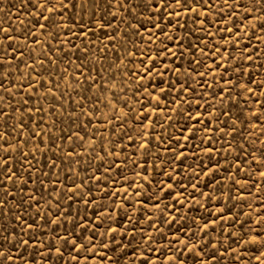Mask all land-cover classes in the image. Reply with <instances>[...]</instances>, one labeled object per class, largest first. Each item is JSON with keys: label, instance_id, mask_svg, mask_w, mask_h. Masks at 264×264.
<instances>
[{"label": "rangeland", "instance_id": "rangeland-1", "mask_svg": "<svg viewBox=\"0 0 264 264\" xmlns=\"http://www.w3.org/2000/svg\"><path fill=\"white\" fill-rule=\"evenodd\" d=\"M211 4V10L201 8L195 14L188 12L187 17L178 9L179 24L184 27H176L175 17L171 24L160 19L164 32L175 37L171 42L154 27L156 17L163 14L145 13L151 20L138 17L144 25L141 40L128 26L131 17L121 21L117 12L113 24L118 27L106 29L109 35L116 33L111 44L88 24L87 17L84 24L93 27L94 34L69 36V44L67 29H53L49 24L41 32L39 25L45 21L34 14V9L40 11L35 0H0V63L4 65L0 68V108L8 113L7 119L0 115V135L10 149L17 148L3 155L20 174L9 184L10 196L15 197L9 199V206L24 200L23 211L13 208L0 220L9 228L16 225L15 233H5L10 240L26 228L14 219L20 214L25 222L35 219L29 235L35 233L41 253H47L39 247L41 240L69 232V239L77 240V249L70 250V244L52 239L47 264H142L141 255L148 264H175L170 256H179L186 264H260L257 257L264 261V247L252 243L254 238L264 240V179L257 171H264V164L256 163L264 152L260 108L264 101V31L252 27L259 23L264 6L254 0H228L227 4L211 0ZM111 11H116L115 3ZM202 11L207 15H201ZM69 16L77 19L71 10L63 18H54L68 21L71 31L78 33ZM226 25L233 29L231 35ZM33 34L38 43L31 42ZM5 35L11 40L6 41ZM150 38L153 42L149 44ZM161 41L175 58L161 54L163 75L154 74L149 83L137 68L140 53L158 50ZM17 45L23 55L16 51ZM61 47L62 52L58 51ZM170 62L173 66L164 72ZM224 65L229 66L227 71ZM209 66L211 71L201 77L199 73ZM6 73L10 74L4 78ZM161 78L187 83V90L180 91L176 85L157 106L151 97L161 95L159 88L166 87H157ZM221 88L226 91L221 93ZM197 112L198 120L194 119ZM252 112L260 117L259 123ZM193 127L195 131L190 132ZM36 132L41 135L35 136ZM145 140L149 143L146 150L139 147ZM206 148L214 151L208 153ZM181 149L186 158L174 162L172 158ZM69 150L74 153L71 157ZM23 151L31 155L24 159ZM29 161L34 170H29ZM53 161L56 166L50 167ZM209 168L215 171L205 176ZM21 180L28 181L23 192ZM29 193L39 205L31 202L28 206ZM57 202L60 209L50 219H58V224L42 228L44 221L35 213L49 205L55 210ZM205 222L209 224L206 232L198 231L205 228ZM192 245L195 248L189 252ZM55 247L62 248L61 258ZM20 253L28 264L33 258L36 264H45L31 246L13 248L12 264H20L15 258Z\"/></svg>", "mask_w": 264, "mask_h": 264}, {"label": "snow or ice", "instance_id": "snow-or-ice-1", "mask_svg": "<svg viewBox=\"0 0 264 264\" xmlns=\"http://www.w3.org/2000/svg\"><path fill=\"white\" fill-rule=\"evenodd\" d=\"M223 2L225 4L228 3V0H223ZM254 2L256 4H260L262 6H264V0H254ZM35 3L38 5L40 11H35L34 9V14L43 19L45 21L44 24H40L39 27L41 29V32H43V30L49 26V24L51 25V27L53 29L55 28H60V29H67L68 30V34L65 36V41L69 44H72V41L68 38L69 36H76V35H81V36H90L94 34V28L91 26H87L84 24V20L85 17H87L88 19V24L89 25H94L96 29H99L100 32H102L105 36L106 39H108L109 44L112 43L113 39L116 36V33L113 32L111 35L108 34V32L106 31V29H115L116 27H118V25L113 24V21H115L117 19V12L120 13V19L121 21H124L125 17H131L130 23L128 26H130L133 29V35L134 36H139L141 40H143V32L142 29L144 28V25L141 23V20L138 17H143L146 18L148 20H151V15L145 16V13H161L163 14L162 16H157L156 17V22L154 24V27L157 29V31L159 32L160 35H163L165 37V40L168 42H171L172 40L175 39V37L168 35L167 33L164 32L163 27L161 26V24L159 23L160 19H166L167 20V24H171L172 19L175 17L177 18V25L176 27H184V25L179 24V16L181 15L180 11H177L178 9L183 10L185 17H187V13L191 12L193 14H195L197 12L198 9L201 8H206L207 10H211L212 4H211V0H56L55 3H53V0H35ZM113 3H115V8L116 11H111V9L113 8ZM58 5V7H57ZM101 5H103V9H101ZM47 6V12L48 15L45 16L44 15V10L45 7ZM2 10V9H0ZM71 10V12L75 13V17L77 19L73 20V18L71 16L68 17V20H70L72 22V24H74V26L79 30L78 33L77 32H72L71 28H70V24L68 21H65L63 19L61 20H56L54 18V16L56 15H60L62 18L64 16H67L69 11ZM100 11H103V14L100 15L98 14ZM262 14L260 17H258V24H252L253 29H255L257 26H259L261 28L262 31H264V7H262ZM201 15L206 16L207 12L206 11H202ZM223 18V17H221ZM249 16L247 14V10H246V15H245V19H248ZM197 19H199V17H197ZM205 21H201V23L203 24ZM166 26V25H165ZM35 27V25H34ZM227 32L229 33V35H231L233 29L232 28H227V25L225 26ZM5 32V34H7L8 29L5 28L3 30ZM49 36H52V33H48ZM150 37H151V33H150ZM28 34H25L24 37V41L28 40ZM223 38V37H221ZM4 39L6 41H10L11 37L5 35ZM100 37L97 36V42H99ZM23 42V41H21ZM32 43H38V41H36L35 39V35H32V39H31ZM152 39L150 38L148 43H152ZM63 43V41L61 42ZM92 42L89 41V44H91ZM181 45H182V41H181ZM77 51H80V47L78 45H73ZM180 46V45H178ZM8 47H12V45L9 43ZM145 48L147 49V44L145 45ZM105 51H107V49H104ZM16 51H19L21 55H23V51L21 49H19V45H17ZM58 51L62 52L64 51V49L61 47L58 49ZM99 51V49H98ZM133 51H135V45L133 46ZM220 52V49L217 48L216 50V54L218 55ZM163 53H167L168 56L170 58H175V54L172 52L171 48L168 47V44L165 43L164 41H161L160 43V47L158 50L149 53L147 51H142L140 53V63L137 64V68L139 70H142L143 73L145 74V76L148 78V82L151 83V78L153 77L154 74L156 75H160L162 77L163 73L161 72V69L159 67L160 64L163 63V60L160 59L161 54ZM129 55H131V53H129ZM225 60L228 59V57H224ZM248 59L251 60V55L248 56ZM147 60L148 64L145 65L143 61ZM68 62H71L70 60ZM9 66H10V62H9ZM40 66L43 67V61L40 62ZM173 65L171 64V62L165 66L164 68V72H167L169 67H172ZM215 66L217 68L221 67V64L216 63ZM4 65L3 63H0V68H3ZM27 67L31 68L32 65H27ZM228 65H224V71L228 70ZM17 71H19V69L17 68ZM211 71V66H209L204 73H199V75L201 77H203L205 74H207V72ZM180 72V68L177 65L176 66V73ZM10 73H6L4 78H7V75H9ZM131 75V74H130ZM136 75H139V72L136 73ZM141 79H144V76L140 77ZM229 79H231L229 77ZM221 80H223V75L221 74ZM93 82H95V78H93ZM159 84H165L166 87L163 88H159V92L161 93V95L159 96H152L151 99L155 100L157 102V106L159 105V103L163 100L164 98V94L169 92L172 88H174L176 85H180V81L177 79L175 81H165L164 79H160L158 82L157 87L159 86ZM0 86H3V81L2 79H0ZM30 86H32L30 84ZM187 83L180 85L179 90L180 91H186L187 90ZM210 87V86H209ZM241 87H243V85H241ZM5 91H8V89H5ZM153 91H155V89H153ZM224 91H226L224 88L220 89V92L223 93ZM249 92L252 91V89H248ZM254 103L256 101H253ZM25 104L28 103L27 100L24 101ZM114 106V105H113ZM197 107L199 108L200 105H197ZM260 108H261V116H264V101L260 102ZM37 111H42V109H37ZM153 113H155V108H153ZM227 113H221V115H226ZM0 115H3L5 117V119L8 118V113L4 111L3 108H0ZM200 116V113L197 112L196 117L194 119L198 120ZM251 116L253 119H255L257 121V123L260 122V117L257 116V113L252 112ZM147 118V117H145ZM20 118H18L19 120ZM39 125H37L38 127ZM256 125L254 124L253 127H255ZM190 132H194L195 131V127H193L192 129H189ZM5 135H7V133H5ZM35 136H40L41 133L40 132H36L34 134ZM189 137H185V141L188 140ZM69 140L73 139L72 135L68 136ZM82 139V138H81ZM49 140H52V137H49ZM0 148H2V154H0V176H3V180H0V220H2L5 216H9L12 211L13 208H20L21 211H23L22 205L24 203V200L21 199L19 202H17L13 207L9 206V199H15V197H11L10 196V188H9V184H14L15 183V179L19 177V173L16 172L15 167L10 168L9 167V159L3 155V154H7L9 153V151L12 152H16L17 148L13 147V148H9L7 145V141L4 140V136L0 135ZM54 143V141H52ZM25 148L27 147V145L25 144L24 146ZM139 147L141 149H147L149 147V143L147 140H145V142L141 143L139 145ZM206 151L208 153H211L212 151H214L213 148H206ZM74 153L69 150L67 155L69 157H71ZM31 155L30 152L28 151H23L22 156L24 159H27L29 156ZM185 154L183 152V149H181L180 154L174 156L172 159L174 162L178 161L180 163L183 162V160L185 159ZM211 158V157H209ZM218 163V162H217ZM257 164H264V152H261V156L259 159L256 160ZM55 162L53 161L52 165H50V167H55ZM29 170H34L32 169V164L29 161ZM7 169V171H5ZM215 171V169L209 168V170L207 172H205V176L209 175L211 172ZM237 171H239V164L237 165ZM257 171L259 172L260 176L262 179H264V171H260L259 169H257ZM44 175L46 176L47 173H44ZM172 177L169 176V179H171ZM98 179V177H97ZM145 179H147V177H145ZM5 181L9 182V183H5ZM28 183L27 180H21V188L20 191L23 192L24 188L23 185H26ZM56 181H53V191H55V185ZM81 183H83V181H81ZM40 185L41 187H44V182L40 181ZM173 187L172 184L168 185V188L171 189ZM196 186L193 185V188H195ZM69 191H71V189H69ZM43 197H41L42 199ZM68 199H71V196L68 197ZM27 201H29L30 203L28 204L29 207H31V202H35L37 205H39V201L36 200V198L31 195L30 193L27 196ZM87 203V202H86ZM181 206H183V204L181 203ZM60 209V204L57 202L56 203V209L53 210L51 208V206L49 205V207L44 210L43 212L41 211H37L35 213L36 216H40L41 219L44 221V224L42 226L43 227H47L49 224L52 225H56L58 224V219H50V217L55 216L56 212L59 211ZM66 215V214H65ZM14 219L18 222H20L21 224H26V228L22 227L20 228V233L21 235L17 236V235H13L12 239L10 240L9 237L7 235H5V233L11 231L13 233H15L16 230V225H12L11 228H9L8 226H6V224L0 223V264H12V261L14 259V256L12 254V249L16 248L17 246L19 247H23L24 249H28L30 246L33 248L35 254L40 255V258L42 261H45V264H47V256H50L52 254V248L53 245L51 243L52 239H57L61 241V245H69L70 244V250L71 249H77L78 246V242L75 239H69V237L72 235L70 232L65 235L64 237H60V236H55V237H50L49 240L47 242L41 240L39 247L40 248H46L47 249V253H41L37 250L36 248V237H35V233H32L31 235H29L30 230L33 228L34 224H35V219L30 218L29 222H25L23 215H16L14 217ZM209 224L207 222H205V228L203 230H198V231H205L208 229ZM27 229V230H26ZM113 231H115V229H113ZM41 235H44V232L41 231L40 233ZM257 235H259L257 233ZM28 236V239H25L24 237ZM181 244H184L185 247H187V245L185 244L184 241H180ZM247 243V241H246ZM252 243H259L262 247H264V240H256L255 238L253 239ZM80 247H84L83 245H80ZM213 247H215V245H213ZM193 248H195V245H192V247L188 248L189 252H192ZM55 252L57 253V258H61L62 255V248L61 247H55ZM78 251H77V255H78ZM30 256H32L33 254L30 253ZM261 256H264V252L261 253ZM16 259H18L20 261V264H28V260L24 257L23 253H20L18 256L15 257ZM170 260L174 261L175 264H186V260H180L179 256H170L169 257ZM212 259L215 260L216 257L215 255L212 256ZM72 260L75 261L76 260V256L74 255L72 257ZM257 260L260 261V264H264V261L261 260L260 257H257ZM141 262L142 264H148V261L146 258L143 257V255H141ZM31 264H36L35 259L33 258L31 260ZM129 264H131V262H129ZM197 264H199V262H197Z\"/></svg>", "mask_w": 264, "mask_h": 264}]
</instances>
